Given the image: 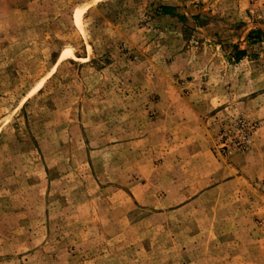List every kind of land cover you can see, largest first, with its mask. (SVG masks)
<instances>
[{
	"label": "rangeland",
	"instance_id": "rangeland-1",
	"mask_svg": "<svg viewBox=\"0 0 264 264\" xmlns=\"http://www.w3.org/2000/svg\"><path fill=\"white\" fill-rule=\"evenodd\" d=\"M0 264H264V0H0Z\"/></svg>",
	"mask_w": 264,
	"mask_h": 264
},
{
	"label": "crops",
	"instance_id": "crops-1",
	"mask_svg": "<svg viewBox=\"0 0 264 264\" xmlns=\"http://www.w3.org/2000/svg\"><path fill=\"white\" fill-rule=\"evenodd\" d=\"M181 115L179 116V121H177V125L179 126L178 128L180 129V137L184 138V139H188L190 136V130H193L195 128L196 129V132H198V135H200L201 138H203V142H202V145H203V149L204 151H210V145H211V142L209 141V136H210V132H209V129H208V126L206 125L203 129L200 128V125L198 124L197 120L196 119H193L191 117L188 118V115H186L183 111H181ZM183 115V116H182ZM209 125V124H208ZM193 128V129H191ZM171 131V130H170ZM195 131V130H193ZM178 134V132H176ZM173 133H171L170 136H172ZM194 151H198V149H195Z\"/></svg>",
	"mask_w": 264,
	"mask_h": 264
},
{
	"label": "trees",
	"instance_id": "trees-1",
	"mask_svg": "<svg viewBox=\"0 0 264 264\" xmlns=\"http://www.w3.org/2000/svg\"><path fill=\"white\" fill-rule=\"evenodd\" d=\"M164 12L166 14H169V10L168 9H165ZM260 34V32L256 31V32H252L250 35H249V40L251 41H261L260 38L256 39L255 36H258ZM256 39V40H255ZM245 54V52H240L238 56H243ZM240 58V57H239Z\"/></svg>",
	"mask_w": 264,
	"mask_h": 264
}]
</instances>
